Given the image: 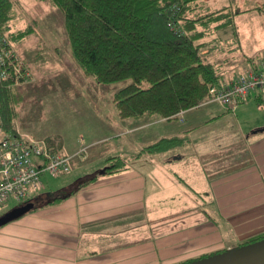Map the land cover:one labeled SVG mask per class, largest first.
Wrapping results in <instances>:
<instances>
[{
  "label": "crops",
  "instance_id": "obj_1",
  "mask_svg": "<svg viewBox=\"0 0 264 264\" xmlns=\"http://www.w3.org/2000/svg\"><path fill=\"white\" fill-rule=\"evenodd\" d=\"M248 10L264 23V11ZM230 16L228 24L210 23L201 39L221 83L257 64L264 54V46L248 53L242 49L256 34L255 23L250 29L242 26V11ZM232 38L234 48L221 58L218 48L226 39L233 43ZM263 95L255 92L239 107ZM222 107L211 104L202 115L191 108L172 119L146 115L138 123L106 116L100 129L56 134L60 137L52 148L57 152L72 154L88 146L73 160L75 180L60 191L85 176L95 178L1 226L0 264H180L263 233L264 127L246 131L242 124L240 133L192 135L217 120ZM120 130L143 131L127 139L131 145L141 143L136 163L126 158L125 169L103 172L109 157L130 154L131 149L112 143L108 134L120 135ZM106 142L112 143L110 151L101 146ZM155 144L158 149L147 150ZM198 198L217 208L219 223L208 209H199Z\"/></svg>",
  "mask_w": 264,
  "mask_h": 264
},
{
  "label": "trees",
  "instance_id": "obj_2",
  "mask_svg": "<svg viewBox=\"0 0 264 264\" xmlns=\"http://www.w3.org/2000/svg\"><path fill=\"white\" fill-rule=\"evenodd\" d=\"M51 2L64 13L73 55L85 74L103 84L128 81L114 97L122 119L139 120L145 115L171 119L180 111L198 107L208 97L211 86L220 84V72L202 53L204 44L201 39L208 25L221 20L224 13L198 14V4L203 0ZM254 9L264 11L261 6ZM15 11V0H0V31L7 32L11 39L24 37L32 31L26 28L10 32ZM14 101V91L0 82L1 126L16 133ZM48 143L52 148L56 142L49 138ZM158 146L155 144L147 150L158 149ZM108 161L107 173L125 169L128 164L126 158L118 156H111ZM94 178L84 180L70 193L63 190L58 196L51 195L52 199L61 200ZM45 196L46 199L51 198ZM42 199L38 193L28 201ZM263 238L264 232L236 246Z\"/></svg>",
  "mask_w": 264,
  "mask_h": 264
},
{
  "label": "rangeland",
  "instance_id": "obj_3",
  "mask_svg": "<svg viewBox=\"0 0 264 264\" xmlns=\"http://www.w3.org/2000/svg\"><path fill=\"white\" fill-rule=\"evenodd\" d=\"M198 6V14H207L212 11L223 12L224 16L221 20L224 21H222V24H228L231 20L230 15L242 11V26L250 29L248 25L254 22L256 30V34L253 32L252 36H249L248 44L242 49L248 53L252 52L253 49L264 46L261 45L264 43V33L260 32V27L264 26V23L259 22L260 19H258L257 14L254 13L255 15L250 16L248 15L250 11H245L256 6L264 8V0H203ZM15 7V17L10 22V32L16 33L26 28L32 29L28 35L15 39H11L8 33L5 32L12 40L24 63L28 65L32 75L29 81L9 87L10 90L14 91L15 97L16 116L14 123L16 133L26 138L48 142L49 138L56 140L60 137L56 134L61 132L64 134L68 129H77L83 132L89 130L92 126L100 129L99 122L101 119L105 120L103 117L107 116L109 119L119 117L114 97L117 90L126 85L128 81L103 84L85 74L73 55L63 11L54 5L51 0H15ZM199 28L202 29L203 27L200 26ZM1 32L4 33V31ZM232 40L233 43H230L226 39L218 48L221 50V58L229 54L230 48H234L236 38H232ZM202 53H204L203 48ZM221 84L224 83L220 81L218 85ZM251 98L249 103H245L241 107L238 106L234 110L222 107L221 116L217 120L200 128L192 135H223L229 134V131L240 133L242 132V124L246 131L264 127V97L260 101L255 97ZM203 102L197 107L198 110L193 112L202 115L201 111L209 105H221L214 101ZM183 111H180L177 115ZM176 116L174 115L173 118H176ZM128 119L139 122L136 119ZM139 120L141 121L143 118ZM160 127L161 125H154L152 128L160 129ZM119 132L120 135H115V132L108 133L113 137L112 143L131 149L130 154L124 153L122 156L124 155L126 156L124 158L136 163V154L141 143L131 145L127 139L136 137L143 131L135 130L122 133L120 130ZM112 143L106 142L101 146L104 150L110 151ZM118 151H121V149L118 148ZM75 178L76 173L74 172L60 176L44 172L42 179L46 184V189L43 190L55 194L63 189L64 185L68 186ZM43 190L40 194L44 198L42 200H45L46 194ZM197 202L200 210L208 209L219 223L220 218L217 208L210 201L198 198ZM18 205L17 200L10 199L8 205L0 209V215ZM212 209H214V212L211 211ZM234 244L232 242L228 246Z\"/></svg>",
  "mask_w": 264,
  "mask_h": 264
},
{
  "label": "built area",
  "instance_id": "obj_4",
  "mask_svg": "<svg viewBox=\"0 0 264 264\" xmlns=\"http://www.w3.org/2000/svg\"><path fill=\"white\" fill-rule=\"evenodd\" d=\"M31 76L12 40L0 31V82L11 87L29 81ZM255 92L264 94V54L257 64L249 65L231 81L211 86L207 99L234 110ZM87 147L74 154L57 152L46 140L4 130L0 116V209L10 199L20 204L41 192L46 187L42 179L44 172L55 176L70 173L73 159L86 153Z\"/></svg>",
  "mask_w": 264,
  "mask_h": 264
},
{
  "label": "water",
  "instance_id": "obj_5",
  "mask_svg": "<svg viewBox=\"0 0 264 264\" xmlns=\"http://www.w3.org/2000/svg\"><path fill=\"white\" fill-rule=\"evenodd\" d=\"M102 171L105 172V169H102ZM90 177L92 176L82 178L75 185H73L70 190L68 189L64 191L70 193L73 188L77 187L84 180L89 179ZM59 193H61V191L53 194V197L58 196ZM50 197V199L42 201H25L6 211L4 214L0 215V227L23 216L25 213L31 211L40 204L53 200L52 196ZM182 264H264V238L255 242L229 248L208 257L187 261Z\"/></svg>",
  "mask_w": 264,
  "mask_h": 264
}]
</instances>
